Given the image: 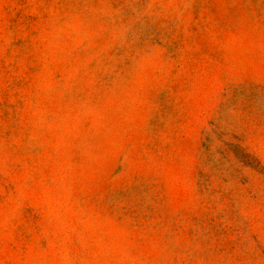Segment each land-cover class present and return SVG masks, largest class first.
<instances>
[{
	"label": "rangeland",
	"instance_id": "rangeland-1",
	"mask_svg": "<svg viewBox=\"0 0 264 264\" xmlns=\"http://www.w3.org/2000/svg\"><path fill=\"white\" fill-rule=\"evenodd\" d=\"M0 264H264V0H0Z\"/></svg>",
	"mask_w": 264,
	"mask_h": 264
}]
</instances>
